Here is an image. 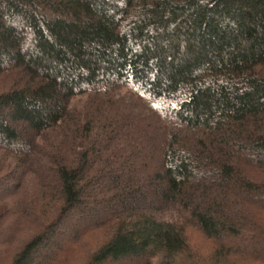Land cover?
I'll use <instances>...</instances> for the list:
<instances>
[{
  "label": "trees",
  "instance_id": "trees-1",
  "mask_svg": "<svg viewBox=\"0 0 264 264\" xmlns=\"http://www.w3.org/2000/svg\"><path fill=\"white\" fill-rule=\"evenodd\" d=\"M0 264H264V0H0Z\"/></svg>",
  "mask_w": 264,
  "mask_h": 264
},
{
  "label": "rangeland",
  "instance_id": "rangeland-1",
  "mask_svg": "<svg viewBox=\"0 0 264 264\" xmlns=\"http://www.w3.org/2000/svg\"><path fill=\"white\" fill-rule=\"evenodd\" d=\"M134 109L138 110L139 112L144 111V108L140 106L138 102L135 101ZM138 105V108H135V106ZM132 115H137V111H133ZM106 236L105 230H99L92 234H90L85 240V244L83 247H95L98 245V243L104 239ZM187 242L189 243L190 247H194L195 250H197L199 253H208L211 250L212 241L206 238L200 231H198L195 228L188 227L187 231ZM7 262V261H6ZM5 262V263H6Z\"/></svg>",
  "mask_w": 264,
  "mask_h": 264
}]
</instances>
